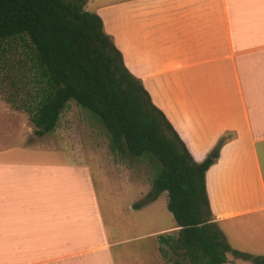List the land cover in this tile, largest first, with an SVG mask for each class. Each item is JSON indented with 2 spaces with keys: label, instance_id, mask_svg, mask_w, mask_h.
Segmentation results:
<instances>
[{
  "label": "crops",
  "instance_id": "obj_1",
  "mask_svg": "<svg viewBox=\"0 0 264 264\" xmlns=\"http://www.w3.org/2000/svg\"><path fill=\"white\" fill-rule=\"evenodd\" d=\"M93 13L196 163L228 138L206 177L213 221L264 257V0H102ZM19 117L0 107V264H162L157 239L177 224L113 237L83 152L42 157Z\"/></svg>",
  "mask_w": 264,
  "mask_h": 264
},
{
  "label": "trees",
  "instance_id": "obj_2",
  "mask_svg": "<svg viewBox=\"0 0 264 264\" xmlns=\"http://www.w3.org/2000/svg\"><path fill=\"white\" fill-rule=\"evenodd\" d=\"M89 0H0V45L21 48L35 93L25 105L36 135L55 131L70 101L100 119L111 149L122 159H149L156 177L141 209L168 193L177 235L159 237L170 264H227L228 255L252 264L264 257L234 250L214 223L206 177L215 163L194 161L150 95L126 68ZM223 138L213 154L218 157Z\"/></svg>",
  "mask_w": 264,
  "mask_h": 264
},
{
  "label": "rangeland",
  "instance_id": "obj_3",
  "mask_svg": "<svg viewBox=\"0 0 264 264\" xmlns=\"http://www.w3.org/2000/svg\"><path fill=\"white\" fill-rule=\"evenodd\" d=\"M109 1L114 3L116 0ZM101 3L102 0H91L85 9L92 13L100 11ZM29 64L20 47L0 45V107L5 106L20 113L18 122L29 128H26L24 133H31L27 144L36 137H43L36 135V128L30 121V114L24 102L27 96L35 93L30 80L24 75V68ZM79 141L81 143L76 144ZM43 143L42 157H54L61 161L60 163H66L76 150L83 152L85 166L91 169L94 187L101 194L109 231L113 237L134 241L148 232L176 227L174 215L168 209V193H163L157 202L150 206L148 204L141 209L134 207L144 201L147 193L152 190L157 163L148 158L124 160L119 157L112 151L110 137L100 119L89 110L70 101L60 117L57 128L54 132L44 135ZM157 166L159 168L158 164ZM119 222L126 226L124 233L120 235L116 228ZM172 234L177 235L178 232ZM139 243L134 242L129 246L134 248ZM156 253L162 264H170L160 251L159 239ZM233 262L231 264H243L244 260L240 263Z\"/></svg>",
  "mask_w": 264,
  "mask_h": 264
},
{
  "label": "water",
  "instance_id": "obj_4",
  "mask_svg": "<svg viewBox=\"0 0 264 264\" xmlns=\"http://www.w3.org/2000/svg\"><path fill=\"white\" fill-rule=\"evenodd\" d=\"M214 158H215V156L212 157V159H214Z\"/></svg>",
  "mask_w": 264,
  "mask_h": 264
}]
</instances>
